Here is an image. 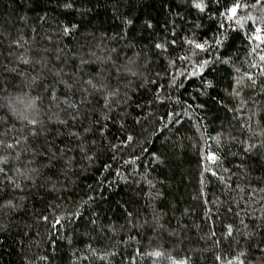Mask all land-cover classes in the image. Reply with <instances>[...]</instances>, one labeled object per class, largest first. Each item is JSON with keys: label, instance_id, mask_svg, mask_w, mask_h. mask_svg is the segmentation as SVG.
Listing matches in <instances>:
<instances>
[{"label": "trees", "instance_id": "trees-1", "mask_svg": "<svg viewBox=\"0 0 264 264\" xmlns=\"http://www.w3.org/2000/svg\"><path fill=\"white\" fill-rule=\"evenodd\" d=\"M257 27L264 0H0V264H264Z\"/></svg>", "mask_w": 264, "mask_h": 264}, {"label": "snow or ice", "instance_id": "snow-or-ice-1", "mask_svg": "<svg viewBox=\"0 0 264 264\" xmlns=\"http://www.w3.org/2000/svg\"><path fill=\"white\" fill-rule=\"evenodd\" d=\"M195 7H197L198 9H200L201 11H203V6L200 3H197L195 5ZM241 5L238 3L233 4L231 7L226 9V12L228 14L229 18L235 17L236 13H237V9L240 8ZM223 15V13H222ZM68 29H65V32H67ZM252 39H255L256 41H260V42H264V36L261 35V29L259 27H257L255 29V33L252 37ZM220 41H217V44H219ZM159 47V46H158ZM195 48L204 49V45L203 44H195ZM180 59H185V57H180ZM261 59H264V56L261 57ZM207 63V62H204ZM204 64H201V67H203ZM85 87H83L81 89V91L85 94L81 97V99L78 102H71L70 106L73 109L77 110V115L80 114V110L78 105H85L90 103V101L88 100V96H92L94 99H97L98 97H102L105 102H107V98L109 95H113L114 93L110 91V83L108 78H106L105 76L97 73L95 75H92L88 80L84 81ZM68 87H71L70 85ZM53 99H55V96H53ZM73 119H75L76 117H72ZM29 123L31 124H36L37 121L36 120H30ZM61 123H63V121H61ZM85 131H88V129H85ZM35 134V133H34ZM132 137L129 136L128 140H131ZM9 147H11V145H9ZM83 150V149H81ZM32 172H36V169H32Z\"/></svg>", "mask_w": 264, "mask_h": 264}]
</instances>
